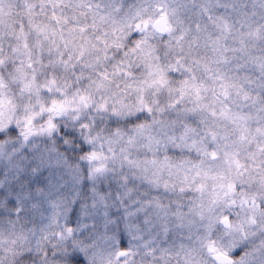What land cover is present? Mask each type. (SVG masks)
<instances>
[{"label":"clouds","instance_id":"obj_1","mask_svg":"<svg viewBox=\"0 0 264 264\" xmlns=\"http://www.w3.org/2000/svg\"><path fill=\"white\" fill-rule=\"evenodd\" d=\"M0 264H264V0H0Z\"/></svg>","mask_w":264,"mask_h":264}]
</instances>
